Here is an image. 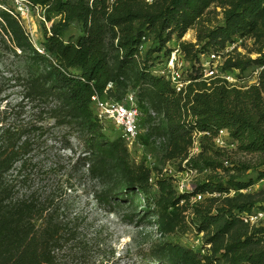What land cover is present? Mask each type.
<instances>
[{"label":"trees","instance_id":"1","mask_svg":"<svg viewBox=\"0 0 264 264\" xmlns=\"http://www.w3.org/2000/svg\"><path fill=\"white\" fill-rule=\"evenodd\" d=\"M216 1L219 0H28L48 13L61 15L60 21L49 29L44 25L43 54L31 41L20 14L8 0H0V54L6 48L13 57L25 55L34 66L26 75L15 71L8 77L0 76V264H68L62 253L70 243L72 230L65 228L48 198L42 200L36 191L22 189L30 181L31 167L37 164L31 153L48 144V119L69 130L78 128L86 147L78 161L88 165L92 176L119 178L115 187L99 194L102 204L114 211L130 203L137 214L141 213L135 217L146 224L156 221L166 234L184 224L181 201L207 191L223 194L230 187L239 190L251 185V181L243 182L231 175L230 187H224L221 181L207 180L194 191L177 195L170 179H164L158 196L150 201L151 169L145 162L131 161L123 137L112 138L103 131L104 124L97 119L92 102L96 92L123 100L133 74L159 102L173 108L167 115L172 141L180 144L188 137L192 144L191 134L196 127L210 132L204 140H213L221 129L227 128L240 150L261 155L256 165L244 163L243 169H260V179L264 178V69L259 84L248 89L230 88L220 80L211 86L204 81L191 84L185 103L193 101L194 118L187 123L183 107L179 117L176 113L183 106L181 94L165 77L154 73V59L158 56L152 57L149 52L138 56L144 36L154 34L160 42L156 51L162 50L174 35L181 40L200 23L205 10ZM263 15L264 0H227L224 25L199 29L201 40H206L200 54L223 49L236 38L253 33ZM46 18L52 20L51 15ZM74 22L82 23L83 34L75 41H67L65 32ZM113 31L118 40L113 46L115 55H111L109 46ZM180 45L185 51L197 46L185 41ZM210 47L214 49L208 51ZM260 54L257 58H228L226 67L245 71L254 64L264 66V51ZM186 56L190 59L189 54ZM8 84L23 93L14 106L4 104ZM139 103L143 108L150 105L165 111L148 101ZM218 155L219 149L205 148L190 163L217 170L225 167ZM142 194L149 201L138 211ZM244 196L239 193L238 197L227 198L224 214L220 209L213 213V208L196 203L198 231L207 232L212 246L202 253L170 243L160 248V260L168 264H264V226L249 227L250 231L246 228L240 214L252 211L255 202L243 200ZM238 219L245 226L242 224L223 240Z\"/></svg>","mask_w":264,"mask_h":264},{"label":"rangeland","instance_id":"2","mask_svg":"<svg viewBox=\"0 0 264 264\" xmlns=\"http://www.w3.org/2000/svg\"><path fill=\"white\" fill-rule=\"evenodd\" d=\"M8 1L10 7L20 14L31 41L44 54V25L49 29L52 23L60 21L61 15L57 12L48 13L45 8L33 6L28 0ZM226 1L214 2L205 10L200 23L190 28L181 40L177 35H174V38L162 50L156 51L160 42L154 34L149 35L145 51L141 56H145L147 52L152 57L158 56L154 59L153 70L155 71L162 67L166 56L170 53L167 50L176 44H180L181 41L194 43L197 46L183 51L186 55H190V59L187 58L189 74H198V63L202 61L200 52L202 48H205L204 42L206 41L201 40L202 33L199 29L224 25ZM109 2L113 3L112 0ZM47 15H51V21L47 20ZM114 33L113 31L109 34V46L113 50L110 51L111 55L116 54V49L113 46L118 42L117 38H114ZM82 34V23L74 22L65 32L64 38L67 41H75ZM231 43V57H259L260 51H264V15L260 18L258 28L253 33L238 37ZM212 49L214 48L210 47L207 50ZM256 67L258 66L254 64L242 71L243 77L247 78V81L251 77V81H254V76L250 75ZM32 69L34 70V66L27 61L25 55L22 58L13 57L6 48L0 54V76L2 77H8L15 71L23 72L26 75ZM129 83L127 92L122 96L123 100L130 91H136L140 101H148L155 107L165 109L166 115H168L169 110L173 111V108L169 109L162 102H159L153 93L147 90L148 86L145 83L138 82L136 75H132ZM6 92L8 96L4 104L14 106L21 101L22 91L8 84ZM182 107L180 111L174 109L178 117L182 114ZM47 121L50 122V127L45 136L48 139V144L41 146L39 151L31 153L30 156L35 157L33 162H37V164L31 167V171H29L31 174L30 181L22 189L24 191H36L42 200L48 198L51 208L53 211L56 210L60 219L63 220L65 228L72 230L70 243L66 247V251L62 253V258L68 264H168L160 260V248L164 245L181 244L192 249L202 250V253L208 252L212 246L208 242L207 232L199 233L198 231L194 210L196 203L202 204L204 208L205 206L213 208V213H217V209H220L224 214L226 213L224 209L227 207L225 206L226 199L238 197L239 193H243L245 195L242 197L243 200L255 202L254 208L264 209V178L260 179V169L248 171L243 169L244 163L256 165L261 156L259 153H247L240 150L237 141L232 138L225 137L221 144L203 138L202 150L205 148L212 149V147L219 149L218 157L224 161L225 167L211 170L206 169L203 164H198V167L187 164L188 168H185L183 160L187 155L191 141L188 137H184L180 144L172 141V134L167 128L169 123L167 117L164 125L152 128L150 132L143 135L138 144L129 148L131 161L135 163L145 162L152 171L151 176L155 175L150 201L158 196L159 184L164 179H170L177 195L185 194L181 188L182 184L192 186L194 191L198 184L201 185L207 180L221 181L224 187H230L231 175H236L243 182L251 181V185L239 190L230 187L223 194L207 191L193 196L189 200L181 201L184 224L176 231L166 234L160 230L156 221L146 224L141 222L139 217H135L141 213L137 214L130 203L118 206L114 211L102 204L98 199L99 194L115 187L119 178L116 179L115 176H111L103 179L92 176L88 172V165L84 161H78L79 157L84 155L86 148L78 128L72 127L69 130L56 125L53 119ZM103 131L112 138L121 137V132L112 123H104ZM162 135H167V141L158 144L157 139ZM140 197L142 204L139 205L138 211L142 210L149 201L144 194ZM242 224L238 219L223 240L231 237ZM261 226L264 224L259 227ZM249 227L246 225L248 230ZM257 227L254 226L253 228Z\"/></svg>","mask_w":264,"mask_h":264},{"label":"built area","instance_id":"3","mask_svg":"<svg viewBox=\"0 0 264 264\" xmlns=\"http://www.w3.org/2000/svg\"><path fill=\"white\" fill-rule=\"evenodd\" d=\"M115 0H112L114 2ZM147 36L143 37V41L139 47V55H141L146 48ZM231 45L229 42L225 48L212 50L208 53H201L202 61L198 63L199 73L194 74L198 78H194L187 69L188 60L185 52L180 44L174 45L161 68L155 70L154 73L158 76L165 77L173 87V89L181 94L183 98V112L184 121L190 123L193 120V112L191 103H185L189 96V86L197 81H204L208 86H211L214 81L220 80L221 83L228 87H236L240 89H248L253 85L259 84L260 74L264 66L256 67L251 71L250 76H254V81H247L243 77L240 69L227 68L226 62L231 57ZM41 50V49H40ZM43 52V50H41ZM251 81V82H250ZM250 82V83H249ZM112 84L109 85L111 87ZM108 87V88H109ZM193 95L191 94V97ZM92 102L95 114L100 123H112L116 129L121 132V137L125 139L129 148L138 144L145 133L150 132L154 127H160L167 121L165 111H160L153 106L147 105L143 108L139 103V98L136 91H130L124 100H116L108 96H102L99 93L92 95ZM205 135H210L209 131L194 128L191 134L192 144L188 150V156L183 160L184 165L190 163V159L196 157L202 152V142ZM226 138H232L230 131L227 128L221 129L213 138L214 142L221 144ZM167 135H162L157 139V143H165ZM168 170V168H166ZM192 170V169H191ZM154 173V172H153ZM155 175L150 177V182L153 184ZM182 191L189 193L193 191L192 186L182 184ZM243 222L250 226H260L264 224V209L254 208V211L243 212L240 214ZM264 241V239H263Z\"/></svg>","mask_w":264,"mask_h":264}]
</instances>
